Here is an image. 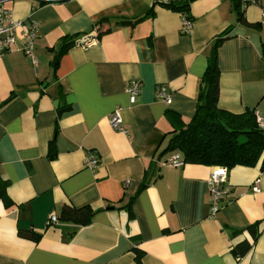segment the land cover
Returning a JSON list of instances; mask_svg holds the SVG:
<instances>
[{"label": "crops", "instance_id": "0c3cea01", "mask_svg": "<svg viewBox=\"0 0 264 264\" xmlns=\"http://www.w3.org/2000/svg\"><path fill=\"white\" fill-rule=\"evenodd\" d=\"M0 1L24 30L39 28L38 65L23 52L22 28L0 57V176L12 201L0 200V264H264L260 164L229 169L231 199L215 216L213 167L163 166L176 153L167 150L172 135L196 114L221 38L219 106L264 117V0L238 10L231 0H193L189 33L182 13L161 4L182 0ZM102 22L109 31L99 36ZM65 37L74 45L57 60ZM132 81L141 85L135 103ZM162 86L168 105L157 98ZM118 110L127 134L111 126ZM65 206L91 210V222L62 220ZM244 240L252 249L238 257Z\"/></svg>", "mask_w": 264, "mask_h": 264}, {"label": "trees", "instance_id": "16d2710c", "mask_svg": "<svg viewBox=\"0 0 264 264\" xmlns=\"http://www.w3.org/2000/svg\"><path fill=\"white\" fill-rule=\"evenodd\" d=\"M192 1H170L161 4L168 9L189 14ZM231 2L237 4V10L242 5V0H231ZM144 18L146 17L128 20L126 23L135 25ZM243 19L242 16L241 20ZM100 25L98 34L102 36L109 30L103 22ZM221 41L222 38L213 48L207 70L202 78L196 114L185 128L172 135L167 150L180 154L185 164L224 166L229 169L236 166L255 167L260 164L264 171V131L259 128L255 110L248 109L244 113L234 114L219 106L220 70L217 48ZM73 45L74 37L63 38L57 60ZM54 154V147H52L51 155ZM8 186V181L0 176V200L4 201L7 206H11L12 201L7 193ZM142 187L146 185L143 184ZM131 204L132 202L126 208L132 214ZM93 214L89 209L77 210L71 206H65L61 211V219L89 224ZM248 230L254 242L261 234V225L255 223ZM25 236H30L34 240L39 239V236L34 234L26 233ZM251 249L252 242L244 240L234 247V252L238 257H243ZM141 256V252L137 251L139 262Z\"/></svg>", "mask_w": 264, "mask_h": 264}, {"label": "built area", "instance_id": "2783aa9c", "mask_svg": "<svg viewBox=\"0 0 264 264\" xmlns=\"http://www.w3.org/2000/svg\"><path fill=\"white\" fill-rule=\"evenodd\" d=\"M41 2H48L54 0H40ZM260 0H242L243 9L251 4H259ZM264 23V15H263ZM24 22L17 20L13 12L3 6V1H0V57L11 51L13 44L16 42L17 30L23 29ZM182 26L183 31L189 33L193 27V20L189 14L182 13ZM38 24L32 23L27 30L23 29V35L25 38V45L23 52L27 58L31 60L34 65H38V59L34 55L35 42L38 37ZM93 40L89 38L84 40V47H88ZM127 93L130 95L132 103H135L137 97L141 94V85L137 81H132L127 87ZM157 98L165 104H170L173 95L167 89L162 86L157 90ZM258 120V125L261 130L264 131V117L260 116L258 112H255ZM111 126L121 133L127 134V129L121 118L120 110L114 112L110 119ZM99 159L96 156L90 155L86 164L91 170L96 169L99 166ZM180 154L175 153L165 162L163 166L168 167H181L184 166ZM229 168L224 166L213 167L209 179V193H210V209L211 216H215L224 206L225 203L231 199L232 187L229 183ZM255 193L260 192L259 184L253 188ZM59 221L57 215L51 217V223L56 224Z\"/></svg>", "mask_w": 264, "mask_h": 264}, {"label": "water", "instance_id": "95a60500", "mask_svg": "<svg viewBox=\"0 0 264 264\" xmlns=\"http://www.w3.org/2000/svg\"><path fill=\"white\" fill-rule=\"evenodd\" d=\"M237 7H238L237 4H235V5H234V8L237 9ZM63 112H66V110L62 111V113H63Z\"/></svg>", "mask_w": 264, "mask_h": 264}]
</instances>
